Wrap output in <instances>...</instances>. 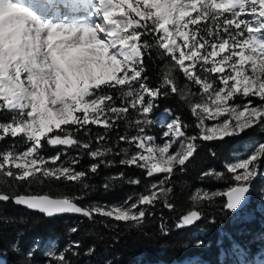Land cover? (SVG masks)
<instances>
[{
    "label": "snow or ice",
    "instance_id": "1",
    "mask_svg": "<svg viewBox=\"0 0 264 264\" xmlns=\"http://www.w3.org/2000/svg\"><path fill=\"white\" fill-rule=\"evenodd\" d=\"M77 13L85 15L78 18ZM153 49L170 64L155 87L149 84L146 64ZM175 71L182 72L188 84L178 87ZM189 84L197 91L192 92ZM170 94L188 103L198 132L188 134L189 124L179 116L169 121L171 112L165 109L166 130L162 142L156 143L145 129L154 123L150 117L156 101ZM195 96L200 99L193 100ZM130 109L138 114L134 124L139 134L119 139L136 151L118 152L119 164L143 169L147 177L164 174L135 201L84 207L76 202L82 196L28 191L52 181L87 189L89 173H97L101 164L113 165L104 159L112 149L90 150V142L75 134L87 135L88 125L111 131ZM0 113L10 115L0 122V141L19 137L26 145L23 151H0V180L8 178L9 187L25 189L15 194L0 191V202L11 200L47 218L103 217L141 228L158 202L173 209L168 199L173 189L166 185L198 154V142H221L220 147L229 143L227 138L241 137L257 126L264 129V0H0ZM45 144L63 150L45 157L41 154ZM74 147L86 150L97 162L87 171L76 170L79 158L57 163ZM262 160L264 144L246 158L225 164L224 172L203 173L233 183L225 192L198 190L191 200L198 204L225 197L223 207L238 212L262 174ZM112 179L123 181L124 173ZM127 183L138 185L140 180L129 178ZM201 219L200 210H189L175 227H190ZM7 222L0 216V228ZM160 229L167 235L163 223ZM73 246L80 248L78 242ZM12 247L20 251L15 243ZM48 256L55 264H70L63 252Z\"/></svg>",
    "mask_w": 264,
    "mask_h": 264
},
{
    "label": "trees",
    "instance_id": "2",
    "mask_svg": "<svg viewBox=\"0 0 264 264\" xmlns=\"http://www.w3.org/2000/svg\"><path fill=\"white\" fill-rule=\"evenodd\" d=\"M146 64L149 84L155 87L159 84L163 73L170 67L169 61L153 49L152 55L146 58ZM174 77L178 87L182 88L188 84L182 72L175 71ZM189 87L192 92L197 91L194 85L189 84ZM195 97L192 99L197 101ZM116 103L120 105L121 101L117 100ZM156 104L159 110L169 109L172 115L179 116L184 123L189 124L187 133L196 134L195 117L191 115L187 102L180 100L175 94H170L160 98ZM134 112L130 109L128 117L118 121L111 131H106L100 126L88 125L87 135L75 134L82 142H90V150L112 149L104 159L114 161L113 165L109 167L101 164L97 173H89L84 181L88 184L87 189L76 183L52 181L43 185H33L28 191L45 193L53 197L82 196L83 199L76 202L84 207L122 203L134 195L143 193L150 182L156 179H149L144 171L134 166L119 164L122 157L117 155L129 146L119 137L131 138L138 131L134 124L138 115ZM7 119L6 113H0V121ZM100 135H104L105 139L98 142L97 138ZM227 139L229 143L220 147L217 145L221 142H198V154L187 164L184 171H176L166 185L173 189L168 197L173 209L169 211L163 207L162 201L158 202L156 207L151 209L141 228L116 224L103 217H96L92 221L82 216L60 215L47 218L16 206L11 200L0 202V216L8 218V222L0 228V255H3L6 264H55V261L48 256L49 252H63L70 264H151L156 261L169 263L193 256L199 257L206 264H222L218 260V254L222 250L226 255H230L232 241L250 253L255 252L261 241V238H256L260 230H256L257 226L253 222L244 223L242 227L233 223L231 213L223 207L224 197L198 204H194L191 200V196L198 190L210 193L223 192V188L230 186L232 181H217L205 177L203 173L224 172L222 165L233 155L240 152L245 154L250 148L264 141V129L257 126L241 137ZM22 145L21 138L13 140L7 137L4 141H0V151L6 148H20ZM210 148L217 153L216 156L211 155ZM62 150L45 144L41 153L54 156ZM66 151L67 155L62 156L61 161L57 163L79 158V163L75 165L77 171H87L92 163L97 162L87 155L86 150L74 147ZM120 173H124L123 181L112 179L118 177ZM129 178L140 180V184L127 183ZM262 179L264 181V178ZM106 184L109 187L105 188ZM254 187H256L255 182L251 187V197L254 195ZM0 191L15 194L24 193L25 189L22 186L9 187L8 178H4L0 180ZM250 203L251 199L246 207L251 208ZM189 210H200L202 219L193 226L177 229L175 224L179 217ZM161 223L164 224L167 235L161 231ZM106 224L110 226L105 227ZM72 227H77L78 231L70 232ZM76 242L80 244L79 249L73 246ZM14 243L20 251L13 250ZM52 245L54 248L49 249ZM69 248L71 252L65 251ZM89 249L94 250L92 255H87ZM29 251H33L34 255L27 256L26 253ZM225 257L224 255V259Z\"/></svg>",
    "mask_w": 264,
    "mask_h": 264
},
{
    "label": "rangeland",
    "instance_id": "3",
    "mask_svg": "<svg viewBox=\"0 0 264 264\" xmlns=\"http://www.w3.org/2000/svg\"><path fill=\"white\" fill-rule=\"evenodd\" d=\"M80 14L81 17H84V13H77ZM201 75H203L201 73ZM197 89V86H195ZM195 99L198 101L200 99L199 96H196ZM135 114H137L136 112H134ZM165 114V111H160L159 110V106L157 105V107L154 109L153 113L151 114V117L154 120V123L150 126H148L145 131L147 130L148 132H150L151 136H153L155 138V142L156 143H161L163 140V132L166 130V126H165V122L163 121L162 117ZM138 115V114H137ZM170 118L168 117V120ZM223 119V118H221ZM206 123H208L209 125H211L213 123V121H207ZM195 132H198V129H195ZM139 134L138 131L133 135H137ZM189 134V133H188ZM22 147L20 148H16L17 145H15V149L16 151H23L26 148V145L23 143L22 141ZM260 144H264V141L262 143L256 144L255 146H253L252 148H250L249 151H247V153L243 154L242 152H240L239 154H235L233 155L227 162H225L222 166L225 170V164L227 163H231L234 162L235 159H240V158H246L248 155H250L254 150H256V148L260 145ZM128 149L130 150V152H135V146L134 145H129ZM5 150H8L7 148ZM45 157H52V156H46L43 155ZM135 167V166H134ZM140 169V168H138ZM142 171H144L143 169H140ZM226 171V170H225ZM260 172L262 173L261 175H258V177L256 178V180H254L253 182L256 183V187H254V195L253 197H251V208H248L246 206H244L241 210H239L236 213H231V220L233 221V223L237 224V225H241V227L243 226L244 223H248V222H253L254 225L257 226L256 230H260L259 234L256 236V238H261V241L259 242V248L256 252H254L253 255L248 256L247 253H245L244 251H242L238 245L232 241L231 243V254L229 256L226 257V264H264V181L262 178H264V160L261 161L260 164ZM145 173V172H144ZM164 174H160L158 177L154 176V177H148L149 179H153V180H158V179H162ZM230 175V174H229ZM145 176L147 177L146 173ZM151 181L149 186L152 183H157V181ZM233 183V182H232ZM148 186V187H149ZM229 187V186H228ZM228 187L223 188V192L227 191ZM256 188V189H255ZM146 190V189H145ZM144 190V192H145ZM202 191V190H201ZM143 192V193H144ZM139 194L134 195L131 198V200H129V203L135 201V199L138 197ZM123 203V202H122ZM116 204H121V203H114V204H99L101 206L104 205H116ZM240 227V228H241ZM54 245L50 246L49 249H53ZM52 251V250H50ZM223 255L222 252L219 253L218 258H221ZM186 264H204L201 261H199L196 258H190V259H186L185 261ZM0 264H5V261L3 259V256L0 255ZM152 264H163L162 262H155Z\"/></svg>",
    "mask_w": 264,
    "mask_h": 264
},
{
    "label": "water",
    "instance_id": "4",
    "mask_svg": "<svg viewBox=\"0 0 264 264\" xmlns=\"http://www.w3.org/2000/svg\"><path fill=\"white\" fill-rule=\"evenodd\" d=\"M249 196H250V192L247 194L246 202H247ZM224 198H225V197H224ZM225 200H226V198H225ZM244 205H245V203H244ZM244 205H243V206H244ZM29 211H30V210H29ZM32 212H33V211H32ZM231 213H232V212H231ZM58 216H60V215H58ZM66 216H79V215H66Z\"/></svg>",
    "mask_w": 264,
    "mask_h": 264
},
{
    "label": "flooded vegetation",
    "instance_id": "5",
    "mask_svg": "<svg viewBox=\"0 0 264 264\" xmlns=\"http://www.w3.org/2000/svg\"><path fill=\"white\" fill-rule=\"evenodd\" d=\"M56 148H58V149H62V147H60V146H57ZM9 149H13V150H15L16 151V149L15 148H8V150Z\"/></svg>",
    "mask_w": 264,
    "mask_h": 264
},
{
    "label": "bare ground",
    "instance_id": "6",
    "mask_svg": "<svg viewBox=\"0 0 264 264\" xmlns=\"http://www.w3.org/2000/svg\"><path fill=\"white\" fill-rule=\"evenodd\" d=\"M178 264H184V263H183V262H182V263L180 262V263H178Z\"/></svg>",
    "mask_w": 264,
    "mask_h": 264
}]
</instances>
